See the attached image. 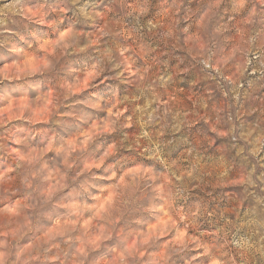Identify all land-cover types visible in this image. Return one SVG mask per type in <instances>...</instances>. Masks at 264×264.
<instances>
[{
  "label": "clouds",
  "instance_id": "9594fccd",
  "mask_svg": "<svg viewBox=\"0 0 264 264\" xmlns=\"http://www.w3.org/2000/svg\"><path fill=\"white\" fill-rule=\"evenodd\" d=\"M26 3L39 6L40 20L49 26H38L39 21L25 25L19 20L25 31L16 33L19 40L13 48L38 53L40 49L34 46L54 41L56 49L54 53L43 49L47 62L38 69L42 75L35 80L24 79L33 75L25 73L14 76V84L0 81V103L6 99L5 89H14V95H29L50 86H58L60 91L63 81L83 78L85 70H90L89 90L63 97L67 100L65 111L74 118L63 128L49 127L41 139L55 137L59 142L93 123L110 124L102 137L65 164L66 171L73 163L75 169L67 191L57 199L88 200L95 189L136 168L142 175L129 184L139 195L130 198L131 208L129 201L124 202L123 212L130 216L138 213L139 202L161 206V211L167 209L164 215L174 217L181 228H198L201 237L204 232L217 233L210 238L218 247L188 236V244L203 251L179 256L173 264H249V257L253 264H264V100L250 111L244 100L249 88L264 87L260 83L264 81V0L202 2L198 14L189 17L177 15L183 0H100L106 4L103 13L92 6L96 0ZM157 7L161 11L153 15ZM8 13L33 20L27 9L16 12L9 6L3 14ZM110 14H114L111 19ZM161 15L171 23H162ZM101 18L103 24L98 22ZM185 19L189 22L182 24ZM237 33L239 42L233 47L231 41ZM68 34L72 39H64ZM177 47L181 51H176ZM229 48L232 51L226 55ZM7 58L15 63L20 57ZM137 61L143 64L137 66ZM4 62L0 56V64ZM233 67L237 70L232 71ZM245 73L244 84L249 88L242 91L240 81ZM206 88L215 95H208ZM117 102L121 107L116 111L123 119L114 118L109 111ZM126 111L130 113L127 116ZM13 127L21 131L0 128V156L7 153L12 158L7 168L0 163V196L5 194L4 186L15 185L23 197L29 194L28 189L35 192L39 177L34 175L26 152H14L5 145L8 140L30 143L39 129L28 123ZM129 130L138 135L133 139ZM18 137L24 139L18 141ZM86 182L89 188L83 190ZM41 196L34 199L42 207L47 201ZM226 197L232 201L230 212H225L221 203ZM30 203L33 211L23 217L25 227L38 218L37 204ZM253 214L255 222H249ZM213 216L215 221L208 224L207 218ZM245 231L251 243L242 247L237 236ZM0 236L4 237L0 264H27L22 250L13 243L18 237L9 224L3 225ZM175 250L183 251V247ZM29 258L39 260L36 255L29 254Z\"/></svg>",
  "mask_w": 264,
  "mask_h": 264
},
{
  "label": "rangeland",
  "instance_id": "374dc122",
  "mask_svg": "<svg viewBox=\"0 0 264 264\" xmlns=\"http://www.w3.org/2000/svg\"><path fill=\"white\" fill-rule=\"evenodd\" d=\"M159 2L160 0H157V3ZM202 2L207 4L211 0H183L177 15L189 17L198 14ZM129 3H132V0H129ZM9 6H13L16 12L27 9L33 20L28 21L23 16H14L12 13L4 15L3 12ZM92 6L100 13L106 10V4L100 3V0H96ZM159 11L161 10L157 7L152 14L155 15ZM113 15L110 14L109 19ZM159 19L162 23H171L167 16L161 15ZM19 20H24L25 25L39 21L38 26H49L40 20L39 6L28 4L26 0H0V26H2L0 27V45L3 46L0 48V56L5 59V62L0 64V81L6 84L17 83L13 77L25 73H33L31 76H24V79L28 80H35L41 76L38 69L47 62V55L43 49H47L48 53H54L56 49L54 41L41 42L34 46L40 49L38 53L22 52L19 47L13 48V44L19 40L16 33L23 34L25 31L24 26L17 23ZM98 22L103 24L105 21L101 18ZM153 22L155 23V20ZM188 22L187 19L181 21L182 24ZM3 28H7L8 31L3 32ZM232 31L235 32V29ZM64 39H72L71 34ZM238 42L239 34L237 33L236 38L231 41L232 46L235 47ZM176 51L181 49L177 47ZM231 51L232 49L229 48L226 55ZM163 55L166 56L167 53ZM9 56L20 58L14 63L7 58ZM249 59L252 57L250 56ZM256 59H259L258 54ZM142 64L143 61H137V66ZM159 70L163 71V68ZM236 70V67H233L232 71ZM249 71H252L250 65ZM186 74L181 73V75ZM255 75L260 74L255 73ZM247 76L248 73H245L241 77L242 91L244 88H249V85L244 84ZM92 78V71L85 70L83 78L77 76L70 81H63L64 87L60 91H57L58 86H50L46 90L33 91L29 95H14V89H5L6 99L0 103V128H8L12 133H18L21 129L14 128L13 125L28 123L29 127L39 129L30 143L13 144L11 140H8L5 146H10L14 152H26V159L33 165V173L39 179L34 185L35 192L28 189L29 194L23 197L16 191L15 185L4 186L5 194L0 196V230L5 224H9L10 230H15L18 239L13 243L22 250V259L26 260L27 264H132L133 261H138L139 264H173L179 256L186 253L198 254L203 251L202 248H195L188 244V236L209 247L216 245V240L210 238L215 237L216 232H204L201 237L198 228L195 230L181 228L174 217L164 215L167 209L161 211V206H143V203L139 202L141 209L138 213L130 216L129 213L123 212L124 202L129 201L127 206L131 208L133 205L130 203V198L139 195L138 192L132 191L129 184L130 180L135 181L142 175L136 168L129 170L114 182H107L106 187L95 189V195L90 196L88 200L57 199L67 191L71 170L75 169L73 163L71 169L66 171L65 164L70 162L76 153L83 151L97 138L102 137L110 129V124L108 121L93 123L59 142L55 137L45 141L41 138L49 127L63 128L68 120L74 118L71 113L65 111L67 100L63 97L71 98V94L83 95L89 90V82ZM260 83L264 84V81ZM205 92L211 96L215 95L211 88H206ZM126 98L131 99V96L126 94ZM244 100L246 110L250 111L252 107H257L261 100H264V87H258L254 91L249 88V95L244 97ZM118 107L121 106L117 102L109 111L114 118L123 119L124 117L116 111ZM129 114L127 111L124 113L125 116ZM256 114L253 113V115ZM21 117H30V120H24ZM4 135L7 138L8 133ZM129 135L134 139L138 133L129 130ZM23 139L18 137V141ZM0 163H3L5 168L9 167L12 165L11 156L4 153L0 156ZM232 186L234 185L225 187ZM81 187L83 190H88L89 184L86 182ZM41 193V199L47 201L42 207L34 199ZM9 201L14 203L6 206L9 205ZM30 202L37 204L38 218L25 227L23 217L33 211ZM221 203L224 204L225 212L231 211L229 205L232 201L226 197ZM118 205L121 208L119 211ZM236 207H240L238 201ZM48 208H51L55 214L53 211H46ZM114 218L115 223H113ZM248 220L255 222L254 214L250 215ZM214 221V216L207 218L208 224ZM194 231L196 235H193ZM3 239L4 237L0 236V241ZM237 239L242 247L251 243L248 240L247 231L243 236H237ZM181 247L183 251L175 250ZM29 254L39 256V260H31ZM248 260L249 264H253L251 257Z\"/></svg>",
  "mask_w": 264,
  "mask_h": 264
}]
</instances>
